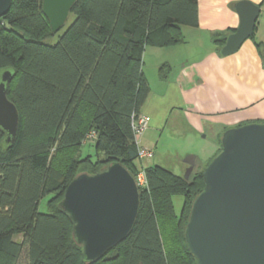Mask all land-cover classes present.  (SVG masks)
Wrapping results in <instances>:
<instances>
[{
    "label": "trees",
    "instance_id": "obj_1",
    "mask_svg": "<svg viewBox=\"0 0 264 264\" xmlns=\"http://www.w3.org/2000/svg\"><path fill=\"white\" fill-rule=\"evenodd\" d=\"M42 2L13 0L0 17V71H16L8 96L21 116L12 146L2 145L0 129V264H197L185 230L204 189V168L187 179L161 165H142L148 183L136 224L94 263L83 261L59 205L80 173L121 162L137 176L132 116L142 113L150 94L145 50L183 44V28L199 25V0H77L73 22L54 44L47 40L62 28L52 32ZM233 31L214 35L218 48ZM166 67L159 71L163 80ZM89 142L96 160L81 156ZM175 195L184 197L179 215Z\"/></svg>",
    "mask_w": 264,
    "mask_h": 264
},
{
    "label": "water",
    "instance_id": "obj_2",
    "mask_svg": "<svg viewBox=\"0 0 264 264\" xmlns=\"http://www.w3.org/2000/svg\"><path fill=\"white\" fill-rule=\"evenodd\" d=\"M77 0H43L42 10L53 33L63 28ZM13 0H0V17ZM239 26L229 33L221 56L239 51L254 33L259 4L241 0L235 4ZM16 75L13 68L0 71V129L2 145L16 140L21 116L9 98ZM185 178L197 166V156L185 158ZM204 189L193 202L185 240L197 264H264V122H248L227 128L221 151L203 170ZM141 189L135 175L121 162L89 174H78L67 186L60 209L73 224L82 259L94 263L125 240L139 216Z\"/></svg>",
    "mask_w": 264,
    "mask_h": 264
},
{
    "label": "crops",
    "instance_id": "obj_3",
    "mask_svg": "<svg viewBox=\"0 0 264 264\" xmlns=\"http://www.w3.org/2000/svg\"><path fill=\"white\" fill-rule=\"evenodd\" d=\"M238 1L241 0H199V25L183 28L185 42H190L193 49L196 47L195 61L180 66L167 79H161L156 71L163 61L158 58L164 55L159 51L162 48H146L144 73L150 94L142 113L149 115L151 122L138 141L144 140L147 133L162 131L174 113L194 133L264 122V24L258 23L254 38L246 40L238 52L229 56H221L213 40L215 34L239 26L240 16L235 8ZM250 1L260 5L259 18L264 16V0ZM184 43L166 49L174 50ZM149 61L155 68L152 74L146 69ZM166 61L173 70L171 62Z\"/></svg>",
    "mask_w": 264,
    "mask_h": 264
},
{
    "label": "rangeland",
    "instance_id": "obj_4",
    "mask_svg": "<svg viewBox=\"0 0 264 264\" xmlns=\"http://www.w3.org/2000/svg\"><path fill=\"white\" fill-rule=\"evenodd\" d=\"M74 18L75 15L71 14L66 25L58 32L56 36L47 41L53 44L56 43L59 35H61L67 29V27L73 22ZM260 22L264 24L263 15L258 19L257 26ZM195 50L196 47L194 46V49L191 48L190 42H185L183 46L174 48V50L162 48L159 51L160 53H164V55H162V57L159 56L158 58L163 61L159 63L156 71L159 72L161 66L165 63H168L166 60H169L174 69L172 70L170 67H166L165 72L167 74H171L172 72L177 73L180 66L188 65L195 61ZM202 50H205L204 46ZM146 69L148 70L149 74H152L153 69L155 70V68L152 67L151 61L147 63ZM226 129L217 128L215 132L208 129L202 133H194L192 132V129H190V127L184 123L181 118H178L176 113H174L171 115V117H169V121L162 131L159 130L147 133L144 140L142 138L141 140L137 141L139 146L144 144V147L151 148L154 151V155L153 157L144 158L142 160L138 159L135 164L136 166L140 167V171L142 170L141 168L143 166L161 165L171 170L175 174L185 176L188 169V164L185 162V158L188 155L193 154L197 156V162H199V165L195 167L193 172L195 173L196 171L203 170V168L206 167L205 165L218 153L219 135L221 133L223 134ZM217 132L220 133L218 134ZM87 155L92 156L93 160L97 159L95 144L92 142L86 143L82 148L81 156L85 157ZM49 198L50 196H47L41 201V211L47 210V200ZM173 201L176 212L179 215L184 205V197L182 195H175L173 197Z\"/></svg>",
    "mask_w": 264,
    "mask_h": 264
},
{
    "label": "built area",
    "instance_id": "obj_5",
    "mask_svg": "<svg viewBox=\"0 0 264 264\" xmlns=\"http://www.w3.org/2000/svg\"><path fill=\"white\" fill-rule=\"evenodd\" d=\"M151 117L147 114H134L132 116V124L135 130L136 139L138 141L140 135L143 131L150 125ZM154 151L151 148L141 147L139 146V159L142 160L144 158L153 157ZM142 170L138 172L136 178L138 185L141 188L147 185V175L144 167Z\"/></svg>",
    "mask_w": 264,
    "mask_h": 264
},
{
    "label": "flooded vegetation",
    "instance_id": "obj_6",
    "mask_svg": "<svg viewBox=\"0 0 264 264\" xmlns=\"http://www.w3.org/2000/svg\"><path fill=\"white\" fill-rule=\"evenodd\" d=\"M189 178H190V176H189Z\"/></svg>",
    "mask_w": 264,
    "mask_h": 264
}]
</instances>
